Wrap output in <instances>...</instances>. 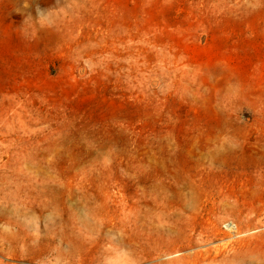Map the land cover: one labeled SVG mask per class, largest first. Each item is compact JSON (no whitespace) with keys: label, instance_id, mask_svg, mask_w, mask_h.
Returning a JSON list of instances; mask_svg holds the SVG:
<instances>
[{"label":"rangeland","instance_id":"374dc122","mask_svg":"<svg viewBox=\"0 0 264 264\" xmlns=\"http://www.w3.org/2000/svg\"><path fill=\"white\" fill-rule=\"evenodd\" d=\"M14 1L0 0V34ZM74 1L39 12L62 16ZM84 1L99 12L75 35L105 49L120 26L117 50L132 48L133 59L103 58L124 69L99 73L57 47L27 62L20 56L37 52L0 43V89L30 70L29 86L42 95L39 212L33 147H0V264H264V197L246 183L220 197L219 179L190 154L191 138L213 118L201 121L199 107L169 90L194 67L199 80L218 68L264 85V0ZM233 116L248 130L245 155H259L256 116L247 105ZM190 185L200 191L182 204L178 189Z\"/></svg>","mask_w":264,"mask_h":264},{"label":"bare ground","instance_id":"6f19581e","mask_svg":"<svg viewBox=\"0 0 264 264\" xmlns=\"http://www.w3.org/2000/svg\"><path fill=\"white\" fill-rule=\"evenodd\" d=\"M52 3L53 0H48L43 4L40 0L14 1L12 10L6 19L8 31L5 34H0V43L7 46L20 45L24 46L27 51L37 52L29 56L27 54L20 56L27 62L38 61L40 58L38 53L48 47L73 50L78 57L86 58L92 63L90 64L91 69L99 73H102V70L115 71L125 68L121 62L114 64L107 62L103 58L104 54L112 53L115 59L125 57L133 59L132 48H126L124 51L117 50L118 43L123 42L124 31L120 26H116V31H113L114 33L111 37L109 36V39L104 38V43H110V46L105 49H96L90 46V37L80 40L75 35V29L87 26L88 14L90 12L98 13L100 7L92 8L84 0H75L68 2L69 7L62 10V16L58 13L55 16L54 14L43 16L39 12L40 6L48 7ZM89 8L92 9L89 10ZM43 17L44 20H42ZM121 18L122 16L117 15L116 23H119ZM125 36L130 37L128 34ZM5 58L6 60L11 59L10 56H4ZM134 71V64H130L128 75H132ZM201 71V68L194 67L191 73H180L175 77L174 84L169 89L176 92L180 100L186 102L188 106L199 107L202 114L201 121L213 118L212 123H209L208 126L205 123L204 126L207 127L199 129L198 133H195L191 138L195 146L190 154L204 158L200 164L203 171L208 172V175L213 174L219 179L217 189L220 197L224 196L221 191L224 187L230 188L233 193L234 188L246 185L255 190V195L259 196V200L264 197V147L260 149L259 155H257L258 152L245 155L243 143L246 136L244 134L248 130L244 132L243 128L233 124V110L246 105L249 107L259 106L264 102V89H255L249 79L235 81L229 77L226 70L218 68L207 71L204 74V81L199 80L197 76ZM29 72L30 70L21 71L14 81H9L0 89V147H4L5 150L14 149L17 140L25 146L33 147L37 168L33 178V189L37 196L35 203L37 212H39L41 184L38 167L42 133V95L38 85H35L34 89L30 88L29 83L33 78L30 77ZM219 76L222 78L218 79ZM247 76H249V72H247ZM116 82L118 83V81ZM23 152H25L24 149ZM243 179H245L244 183ZM186 188L189 190L188 193L182 194ZM199 188V186L190 185L189 188L182 186L181 189H178V192L181 193L178 194L181 203L189 202L188 195L192 194V191H200ZM231 197V193L226 195L223 202H230ZM231 208L234 212L235 206L232 205Z\"/></svg>","mask_w":264,"mask_h":264},{"label":"crops","instance_id":"0c3cea01","mask_svg":"<svg viewBox=\"0 0 264 264\" xmlns=\"http://www.w3.org/2000/svg\"><path fill=\"white\" fill-rule=\"evenodd\" d=\"M254 88L257 90H263L264 85H262L261 87L259 85L254 86ZM250 109L252 113L256 116V124L255 128L253 129V134L255 133L258 138H261L259 142H262L261 144L256 143V146L264 147V118H262L264 117V102L259 104V106L257 107L250 106Z\"/></svg>","mask_w":264,"mask_h":264}]
</instances>
